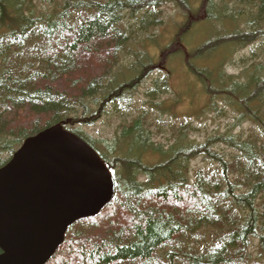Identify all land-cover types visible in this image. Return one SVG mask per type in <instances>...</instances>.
<instances>
[{
	"label": "trees",
	"instance_id": "trees-1",
	"mask_svg": "<svg viewBox=\"0 0 264 264\" xmlns=\"http://www.w3.org/2000/svg\"><path fill=\"white\" fill-rule=\"evenodd\" d=\"M168 5L182 22L157 65L147 47L163 43ZM183 51L206 98L201 114L226 122L198 143L182 120L165 147L151 128L168 125L177 104L163 98L169 71L148 76ZM102 118L118 120L108 142L80 129ZM56 125L99 155L115 192L46 264H264V0H0V168ZM197 158L208 168L190 179Z\"/></svg>",
	"mask_w": 264,
	"mask_h": 264
},
{
	"label": "water",
	"instance_id": "water-1",
	"mask_svg": "<svg viewBox=\"0 0 264 264\" xmlns=\"http://www.w3.org/2000/svg\"><path fill=\"white\" fill-rule=\"evenodd\" d=\"M114 192L98 154L61 126L26 139L0 168V264H46L67 229Z\"/></svg>",
	"mask_w": 264,
	"mask_h": 264
},
{
	"label": "rangeland",
	"instance_id": "rangeland-1",
	"mask_svg": "<svg viewBox=\"0 0 264 264\" xmlns=\"http://www.w3.org/2000/svg\"><path fill=\"white\" fill-rule=\"evenodd\" d=\"M191 1L195 2V4H198L199 2V0ZM164 9L165 12L163 13V17L165 22V32L162 34V40L164 41L163 43L156 44V47L152 49L150 45H148L147 47L148 53L153 57L151 60L152 63L157 65H159L160 63V53L162 50L161 49L159 51L157 47L160 48L162 46H166L168 44L167 41H170L171 38L174 36L173 33L176 30V25L182 22L179 11L175 9L172 5H168ZM211 28L214 29V31L222 29L221 26H211ZM204 33L206 36L208 33V28H205L204 30L200 31L194 30L192 33H190L192 34L191 38H189L186 42L183 43L184 51L192 48V45H194L198 40L200 41L201 39L199 38H201ZM141 48L145 49L143 47ZM141 48H138V50H140ZM184 51L181 53V55L178 56V58H173L171 62H168L169 64L167 63L165 67L160 66L157 70H155L148 76L149 82L150 80L167 77V72L169 71V83L173 92L172 94L167 95L163 98H166L168 101H175L177 104L175 108H172L173 112H170V114H167L165 116L169 120L168 125L161 127V125H158L154 122V125L158 128H151L152 139L160 144L165 145V147H168L173 143L174 136L178 133L177 128L179 127L180 122L182 120L184 121L185 119H187L190 122H193V127L196 130L189 131L186 136L188 137L189 141H196L198 143L203 142L206 139V135L213 131L216 127L222 128V125L224 127L226 122L225 119L221 118H215V120L213 121L211 119V117L213 116L212 114H201V111L205 108L206 98L202 93L201 86L198 81H196V79L187 72L184 60L188 57L189 52ZM244 52L245 49L243 51L235 50V55L240 58L241 53L243 54ZM231 55L236 58L234 54ZM120 60L125 65H128L126 63V59L124 60V54L122 55V57L120 56ZM229 73H233V71L229 70ZM139 91L142 93L143 89H139ZM138 97V105L143 104L144 100L142 94H139ZM174 112L180 115L181 118H174L172 116L174 115ZM117 124V119L113 118L108 123L107 118H102L95 125L91 127H81L80 129L85 135L91 137L92 139H95L98 142H108L111 140V137L114 134ZM249 128L250 127L248 126L245 127L244 131H247ZM0 157L5 158L6 156L0 153ZM146 157L148 158V156ZM147 158H145L144 160H152L151 158ZM189 168V178L192 179L198 169H206L208 168V165L202 162L201 158H197L189 163Z\"/></svg>",
	"mask_w": 264,
	"mask_h": 264
}]
</instances>
